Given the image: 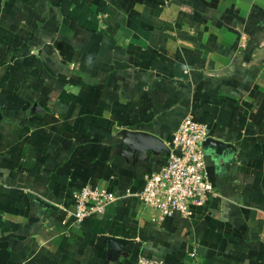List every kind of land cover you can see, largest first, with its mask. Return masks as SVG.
<instances>
[{
	"label": "crops",
	"instance_id": "obj_1",
	"mask_svg": "<svg viewBox=\"0 0 264 264\" xmlns=\"http://www.w3.org/2000/svg\"><path fill=\"white\" fill-rule=\"evenodd\" d=\"M189 112L216 195L160 218L125 194L168 155L119 131L170 148ZM98 184L120 198L77 223ZM141 255L264 264V0H0V264Z\"/></svg>",
	"mask_w": 264,
	"mask_h": 264
},
{
	"label": "built area",
	"instance_id": "obj_2",
	"mask_svg": "<svg viewBox=\"0 0 264 264\" xmlns=\"http://www.w3.org/2000/svg\"><path fill=\"white\" fill-rule=\"evenodd\" d=\"M208 124L189 112L172 134L170 154L157 171L144 177L139 191L125 195L136 197L144 207L159 213L160 218L179 213L187 216L192 204H202L216 195L206 168L204 143ZM73 206L68 210L77 223L101 214L120 196L104 185H84L71 193ZM124 197V196H123ZM192 257L194 252L190 253ZM137 264H169L163 259L141 255Z\"/></svg>",
	"mask_w": 264,
	"mask_h": 264
},
{
	"label": "water",
	"instance_id": "obj_3",
	"mask_svg": "<svg viewBox=\"0 0 264 264\" xmlns=\"http://www.w3.org/2000/svg\"><path fill=\"white\" fill-rule=\"evenodd\" d=\"M119 132L126 138L125 143L130 145L132 148H135L140 154L149 151L153 153L165 151L167 155L170 154V148L164 140L153 133L143 130L130 129H121ZM213 142V140L207 138L204 145ZM110 241L113 242L112 247H115L114 245H118V243L121 242L116 239H110Z\"/></svg>",
	"mask_w": 264,
	"mask_h": 264
},
{
	"label": "trees",
	"instance_id": "obj_4",
	"mask_svg": "<svg viewBox=\"0 0 264 264\" xmlns=\"http://www.w3.org/2000/svg\"><path fill=\"white\" fill-rule=\"evenodd\" d=\"M194 264V263H193Z\"/></svg>",
	"mask_w": 264,
	"mask_h": 264
}]
</instances>
